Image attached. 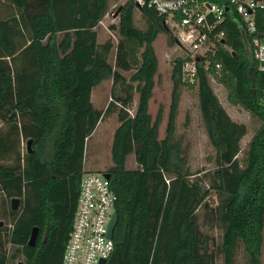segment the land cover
<instances>
[{
	"label": "trees",
	"instance_id": "16d2710c",
	"mask_svg": "<svg viewBox=\"0 0 264 264\" xmlns=\"http://www.w3.org/2000/svg\"><path fill=\"white\" fill-rule=\"evenodd\" d=\"M108 8L109 0H0V264L62 263L81 177L95 172L85 167L87 142L112 114L118 125L110 165L96 171L109 174L118 213L105 264H238L240 248L243 264H262L264 74L255 70L241 33L232 23L226 45L208 69L197 64L193 81L182 77L185 58L172 59L160 137L161 108L155 118L149 111L159 67L153 43L164 33L173 45L174 36L147 6L139 10L145 27L136 26L137 9L126 0L109 25L116 42H99ZM107 79L109 101L98 108L91 93ZM211 79L230 105L259 123L241 156L247 126L230 117ZM184 88L195 90L214 150L209 169L191 170L176 133ZM11 198H19L16 210Z\"/></svg>",
	"mask_w": 264,
	"mask_h": 264
},
{
	"label": "built area",
	"instance_id": "2783aa9c",
	"mask_svg": "<svg viewBox=\"0 0 264 264\" xmlns=\"http://www.w3.org/2000/svg\"><path fill=\"white\" fill-rule=\"evenodd\" d=\"M153 8L184 52L182 77L197 76V64L208 69L210 57L226 45L233 23L249 49L257 72L264 74V0H130ZM223 41V42H222ZM219 68L220 64H216ZM264 108V97L262 99ZM116 196L104 172H85L61 264H98L113 250L108 236ZM10 226V225H9Z\"/></svg>",
	"mask_w": 264,
	"mask_h": 264
},
{
	"label": "rangeland",
	"instance_id": "374dc122",
	"mask_svg": "<svg viewBox=\"0 0 264 264\" xmlns=\"http://www.w3.org/2000/svg\"><path fill=\"white\" fill-rule=\"evenodd\" d=\"M125 1L126 0H109L108 12L100 21L97 29L99 42H103L109 37L116 42V34L109 28V25L117 23V7L121 6ZM134 23L140 28L145 27V22L139 10L135 12ZM153 46L158 57L159 67L157 77H155L156 85L154 87L153 96L149 102V111L152 118H155L158 110L161 108L162 120L159 126V136L163 137L168 119L172 91L170 64L174 57L184 56V52L175 41L173 45L169 44L167 35L164 33H160L157 36ZM210 82L220 103L230 117L234 121L244 123L247 126V133L241 140L242 152L239 155L241 156L246 149L247 142L259 126V123L247 111L240 107L230 105L226 100L225 89L220 84L213 79H211ZM111 87L112 81L107 79L93 88L92 102L96 107L103 109L106 107L109 101ZM117 125L116 114L107 116L100 121L92 133L90 140L87 142L84 160L85 167L92 171H103L110 165V145L113 131ZM176 133L181 139L183 146L186 148L187 158L192 171L204 168L209 169L212 167L214 150L208 142L201 123L195 90L184 88L181 93L179 111L176 117ZM129 165L131 166V160ZM238 252V264H243V252L241 248ZM262 259V264H264V242ZM18 262L19 261H16L14 264Z\"/></svg>",
	"mask_w": 264,
	"mask_h": 264
},
{
	"label": "water",
	"instance_id": "95a60500",
	"mask_svg": "<svg viewBox=\"0 0 264 264\" xmlns=\"http://www.w3.org/2000/svg\"><path fill=\"white\" fill-rule=\"evenodd\" d=\"M135 7L137 10L141 9V7L138 4H135ZM175 42H176V39H175ZM31 142H32L31 140L27 141V149L30 153H31ZM104 176L106 178H109L108 173H104ZM19 203H20L19 198H11L10 199V208L12 210H16L19 207ZM117 221H118V213H117V210L115 209L111 214V219H110L109 226H108V236L109 237H113V233H114V229L116 227ZM3 225H4V222L2 220H0V227ZM37 234H38V228L34 227L31 231L30 237L27 241L28 246L33 247L35 245ZM0 251H1V243H0ZM106 260L107 259H104V258L100 259L98 264H105ZM17 264H22V262H18Z\"/></svg>",
	"mask_w": 264,
	"mask_h": 264
},
{
	"label": "flooded vegetation",
	"instance_id": "af4514ba",
	"mask_svg": "<svg viewBox=\"0 0 264 264\" xmlns=\"http://www.w3.org/2000/svg\"><path fill=\"white\" fill-rule=\"evenodd\" d=\"M0 220H1V219H0ZM2 221H3V220H2ZM3 222H4V221H3ZM4 224H5V223H4ZM3 226H4V225H3ZM3 226H1V227H3ZM1 227H0V228H1Z\"/></svg>",
	"mask_w": 264,
	"mask_h": 264
},
{
	"label": "crops",
	"instance_id": "0c3cea01",
	"mask_svg": "<svg viewBox=\"0 0 264 264\" xmlns=\"http://www.w3.org/2000/svg\"><path fill=\"white\" fill-rule=\"evenodd\" d=\"M91 100H92V93H91Z\"/></svg>",
	"mask_w": 264,
	"mask_h": 264
}]
</instances>
